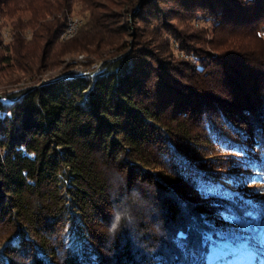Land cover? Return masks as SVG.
<instances>
[{"label": "trees", "instance_id": "obj_1", "mask_svg": "<svg viewBox=\"0 0 264 264\" xmlns=\"http://www.w3.org/2000/svg\"><path fill=\"white\" fill-rule=\"evenodd\" d=\"M73 1L0 0V14L20 8L50 15L32 20L38 26L27 42L38 39L44 54ZM162 2L170 7L163 10ZM139 7L134 18L150 12L154 23L167 9L195 7L193 14L209 17L212 35L181 41L168 32L177 38L176 56L168 41L147 43L137 31L125 51L112 32L103 37L110 17L87 4L89 17L70 45L86 51L103 43L124 54L94 74L68 70L65 77L8 92L11 99L0 103V264L246 260L221 244L243 236L215 221L214 213L254 224L264 198L232 194L216 180L233 156L239 174L250 180L264 169V43L258 36L264 0H142ZM125 27L116 20L112 31L125 34ZM224 30L252 41L214 38ZM6 61L0 56V64ZM232 142L242 149L233 150ZM125 208L131 224L109 235L113 211ZM69 209L77 216L74 233L84 238L79 254L65 244ZM13 237L16 245L9 242Z\"/></svg>", "mask_w": 264, "mask_h": 264}, {"label": "rangeland", "instance_id": "obj_2", "mask_svg": "<svg viewBox=\"0 0 264 264\" xmlns=\"http://www.w3.org/2000/svg\"><path fill=\"white\" fill-rule=\"evenodd\" d=\"M141 1L142 0H74L68 12L65 13L66 18L62 31L51 46V50H46L44 54H42V51H39L41 50L40 47L42 44L38 42V39L34 42H27L33 40L31 31L38 26L35 23L33 24L32 20L35 19L36 16L38 17V13L42 15V20L50 18V15L48 16L47 13L40 10H37L38 13L35 15V12L30 13L28 10L20 8L1 13L0 56L6 57L7 61L0 64V103L6 104L9 99H11L6 96L8 92L25 87L31 88L50 79L65 77L68 70H84L85 72L82 73L94 74L103 68L106 61L113 60L118 55L124 54L123 52L116 54V50H113L114 48H110V45H104L103 43H96L99 45L96 47V44L88 46L86 51L85 49H75L70 45L71 39L78 35L80 27L89 17L87 4L91 6L90 10L92 12L110 17V22H106L110 23L108 26L109 30L103 37L110 38L109 35L112 32L111 38H117L120 42H123L125 51L132 48L131 45L134 42V36L137 31L140 37L144 34L141 39L145 36L147 43L153 40L160 43L168 41L169 45L172 47V53L176 56L181 55L179 54L178 48L172 46L177 42L175 41L177 38H173L170 34L173 33L174 36L177 35L178 39L181 41H187L188 39L193 40V37H204L207 41L212 35V23L209 21V17H205L204 13H200L201 15L193 14L192 10L195 9V7L191 10H184L181 8L179 10H170V12L169 9H167L166 12L163 11L161 14V17H163L162 21L156 23H154L155 21L152 19L153 14H150V12L145 14L142 20L134 18L133 13L140 8L139 3H141ZM169 5V2H162L159 7L165 10L170 7ZM175 8L177 7L175 6ZM51 14H57L56 16H59L58 12ZM202 15H204V17ZM116 20L126 25L125 34L113 33L114 30L112 31V29L115 27ZM150 28L153 30V33L144 32L146 29ZM68 30L70 34L63 36ZM239 35L241 40H244L246 43L252 41V37L245 33L237 31H231L230 33L226 30L220 31L219 34L215 33L214 38H220V40L224 39V42H226L227 40L239 38ZM258 36L264 43L263 28L258 31ZM210 48L211 47L208 49ZM114 54L116 56H111ZM189 55V57H193L191 54ZM85 92L86 90L83 91V94ZM237 132L239 135L244 133L242 127H238ZM228 134L229 133L222 136L226 146L229 145V143L225 140L231 142V137ZM232 143L230 147L233 150L236 148L237 151H240L243 147L239 142ZM217 149L221 152L224 151V153H228L229 151L222 149V147H218V144ZM217 149L214 148L212 151L218 152ZM237 151H232L231 153H240ZM233 159H235L234 161L232 160L234 163H230V165H226L221 169L222 175L217 178L216 183L231 190L230 192H232V194L237 193L238 195H247L246 197L257 196L261 199L264 198V169H261L259 172L256 171L255 175L251 177V180L248 177L249 181L246 175L242 173L239 174L242 171L240 168L241 166L238 164L240 160H236L234 156ZM234 183L237 185L235 186ZM69 210L70 218L67 220L68 224L65 229L67 230L65 234V244L72 252L79 254L80 245H82L80 241L84 238L74 233L73 230L77 216L71 209ZM214 219L215 221L219 219L223 225L233 231H238L239 234L243 236L236 238V242L232 244L228 242L221 243L227 246L229 250L234 249L236 253L240 252L242 254V258L246 260L241 264H264V251H262L264 250V212L254 224L238 225L231 221V219L220 216L219 213H214ZM206 221L209 224L213 223L212 218ZM220 222L216 223L220 225ZM253 230L256 233L250 234ZM9 242L13 245L17 243L14 237L11 238ZM2 246L3 244H0V249ZM89 264L95 263L91 261ZM216 264L221 263L216 262Z\"/></svg>", "mask_w": 264, "mask_h": 264}, {"label": "clouds", "instance_id": "obj_3", "mask_svg": "<svg viewBox=\"0 0 264 264\" xmlns=\"http://www.w3.org/2000/svg\"><path fill=\"white\" fill-rule=\"evenodd\" d=\"M131 222L132 216L127 208L124 210H114L112 221L108 227L109 235L114 236L120 230L122 223L131 224Z\"/></svg>", "mask_w": 264, "mask_h": 264}, {"label": "built area", "instance_id": "obj_4", "mask_svg": "<svg viewBox=\"0 0 264 264\" xmlns=\"http://www.w3.org/2000/svg\"><path fill=\"white\" fill-rule=\"evenodd\" d=\"M68 34H70V33H69V30H68L63 36L68 35Z\"/></svg>", "mask_w": 264, "mask_h": 264}, {"label": "snow or ice", "instance_id": "obj_5", "mask_svg": "<svg viewBox=\"0 0 264 264\" xmlns=\"http://www.w3.org/2000/svg\"><path fill=\"white\" fill-rule=\"evenodd\" d=\"M181 236H183V234L181 233ZM262 251H264V250H262ZM210 259H211V257H210Z\"/></svg>", "mask_w": 264, "mask_h": 264}, {"label": "bare ground", "instance_id": "obj_6", "mask_svg": "<svg viewBox=\"0 0 264 264\" xmlns=\"http://www.w3.org/2000/svg\"><path fill=\"white\" fill-rule=\"evenodd\" d=\"M75 35V34H74ZM69 39V38H68Z\"/></svg>", "mask_w": 264, "mask_h": 264}]
</instances>
